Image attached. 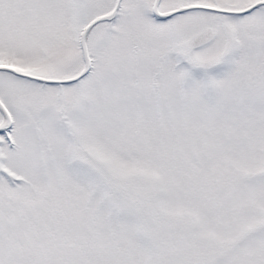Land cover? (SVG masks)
<instances>
[{
    "label": "snow or ice",
    "instance_id": "snow-or-ice-1",
    "mask_svg": "<svg viewBox=\"0 0 264 264\" xmlns=\"http://www.w3.org/2000/svg\"><path fill=\"white\" fill-rule=\"evenodd\" d=\"M0 264H264V0H0Z\"/></svg>",
    "mask_w": 264,
    "mask_h": 264
}]
</instances>
